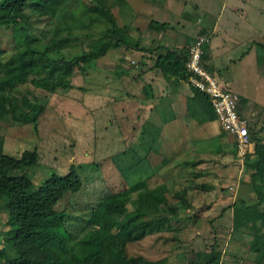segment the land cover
<instances>
[{
    "label": "rangeland",
    "instance_id": "374dc122",
    "mask_svg": "<svg viewBox=\"0 0 264 264\" xmlns=\"http://www.w3.org/2000/svg\"><path fill=\"white\" fill-rule=\"evenodd\" d=\"M88 1H67L71 43L52 54L72 57L103 38L122 39L123 44L76 67L68 88L48 91L28 80L13 90L10 95L22 103L21 96L32 89L45 108L39 115L37 130L32 123L8 117L0 120L3 151L20 156L25 149L37 150L38 162L26 168L34 187L52 172L63 174L71 164L76 167L82 187L66 193L55 206L68 212L67 223L74 234L100 201L118 189L146 181V187L166 185L167 195L180 209L159 229L127 241L128 255L160 264L162 259L166 264H195L194 260L204 258L196 253L214 249L218 264H264V225L263 230L258 229L263 236L257 250H252V220L246 219L241 210L264 197V173L257 179V192L248 172L253 170L251 163L256 156L246 155L242 163L233 148L232 136L222 132L216 119L207 120V108L191 83L154 66L159 53L173 48L183 54L196 38L209 34L199 25L209 24L207 14L217 16L223 8L218 31L211 38L219 54L216 76L221 72L222 78H239L243 67L241 92L248 98L247 104L259 106L254 129L264 143V74L248 71L254 62L252 54L244 58L245 65L227 66L230 58L249 50L250 37L264 43V13H257L260 9L264 12V0H227L225 7V0H106L117 19V30L89 11ZM235 6L247 7L248 19L239 18L237 10L232 12ZM230 13H234L233 34L242 40L236 46L234 41L220 45L225 38L221 30L230 29L223 23ZM153 18L168 25L153 27L149 24ZM29 33L39 38L32 49L43 50L48 36L34 29ZM256 46L254 43L251 53L257 50L262 63L264 46L262 50ZM208 59L209 55L204 59L206 65ZM262 68L264 71V64ZM233 85L239 88L240 83ZM243 109L241 113L253 127L251 109ZM142 189L140 186L125 192L127 210L136 221L160 213L140 204ZM177 190L185 194L189 206L176 200ZM3 203L0 199V241L7 220ZM257 206L262 209L264 203ZM112 216L117 226L127 218L116 212Z\"/></svg>",
    "mask_w": 264,
    "mask_h": 264
},
{
    "label": "trees",
    "instance_id": "16d2710c",
    "mask_svg": "<svg viewBox=\"0 0 264 264\" xmlns=\"http://www.w3.org/2000/svg\"><path fill=\"white\" fill-rule=\"evenodd\" d=\"M67 1L0 0V120L8 117L19 123H32L37 130L39 115L43 112L45 103L32 89H26L21 96L22 103L10 93L28 80L35 87L48 91L68 88L76 67H81L103 56L109 49L123 44L122 39L103 38L72 57L53 55V52H59L71 43ZM86 8L105 18L112 29L117 30V19L106 0L88 1ZM149 24L160 28L167 26L168 22L153 18ZM29 29L48 36L43 50L32 49V44L38 42L39 38L31 35ZM261 42L258 44L263 47L264 43ZM188 54L189 48L183 54L173 48L167 49L157 55L154 66L188 80ZM208 55L209 42H206L203 45L202 60ZM204 65L211 70L210 65ZM40 70L44 71L43 75L38 74ZM193 89L199 101L207 108V120H215L216 114L209 96L196 87ZM242 100L240 97V104ZM221 130L226 132L222 128ZM250 133L255 144L254 151L248 153L247 157L256 156V159L251 163L253 170L250 168L248 172L252 187L258 192L257 179L264 173V143L253 127H250ZM233 148L235 150L234 145ZM38 159L35 148L23 150L20 156L5 153L0 139V199L4 201L3 206L7 210L6 227L1 231L0 264H160L158 261L128 255L126 243L142 238L148 231L159 229L170 222L172 215L178 213L180 207L167 195L166 185L146 187V181H140L131 187L116 190L91 210V215L74 234L67 223L68 212L55 206L66 193L76 192L82 187L81 176L71 164L67 172H52L34 187L26 168L36 164ZM140 186L144 190L139 193L140 204L160 213L136 221L135 215L129 214L127 210L126 203L129 199L125 192ZM174 196L182 206H189L183 192L177 190ZM262 202L264 203V197L241 209L250 214L249 217L245 214L246 219L252 220L249 227L254 232L253 242L250 244L252 250H257L256 245L263 236L259 230L264 225V207L257 208V204ZM114 212L127 215L123 224L117 226V219L112 216ZM196 254H201L204 258L194 260L195 264L219 262L214 249ZM161 264H166L165 259H162Z\"/></svg>",
    "mask_w": 264,
    "mask_h": 264
},
{
    "label": "built area",
    "instance_id": "2783aa9c",
    "mask_svg": "<svg viewBox=\"0 0 264 264\" xmlns=\"http://www.w3.org/2000/svg\"><path fill=\"white\" fill-rule=\"evenodd\" d=\"M209 40V34H203L189 46L186 61L187 70L190 72L188 81L209 96L220 127L232 136L235 152L244 163L246 155L254 151L255 142L250 133L252 125L248 117L241 113L239 94L204 65L203 45Z\"/></svg>",
    "mask_w": 264,
    "mask_h": 264
},
{
    "label": "crops",
    "instance_id": "0c3cea01",
    "mask_svg": "<svg viewBox=\"0 0 264 264\" xmlns=\"http://www.w3.org/2000/svg\"><path fill=\"white\" fill-rule=\"evenodd\" d=\"M227 2V0H225L224 1V3H223V7H225L226 5H225V3ZM225 5V6H224ZM233 10H237V11H239V18H241V19H248V14H247V12H248V9H247V7H240V6H235L234 8H232V12H233ZM247 11V12H246ZM208 12V11H207ZM211 13V12H210ZM257 13H258V15H261V14H263L264 12H263V10L262 9H260V12H258V10H257ZM221 14V15H220ZM231 14H234V13H230V14H227V15H225V21L223 22L224 24L226 23L227 24V26L230 28V29H226V30H221V31H223V33H224V35H225V38L223 39L222 38V42H220V45H221V43H223L224 45H225V41L226 42H228L227 44H229L231 41H234L235 42V46H236V44H237V41L240 43L242 40L239 38V37H237V36H235L234 34H233V32H234V29H235V26H234V20H233V17L231 16ZM236 14V13H235ZM224 15V11H223V8H222V10L221 11H219V14L217 15V16H211V14H207V16L206 17H208L209 18V24H200L199 25V28H202V27H205V28H207V31L209 32V34H210V41H209V59H208V62H209V65L211 66V71H213L215 74H216V70H215V68H216V66L218 67V58H217V56L219 55V54H217L216 55V53H215V51H214V45H212V42H211V38H212V34L214 33V32H217L218 30H217V27L220 25V20H221V18H222V16ZM250 40H252V44L250 45V48H249V50H245L243 53H241L239 56H237L236 58H230L229 59V62L227 63V66L228 65H235V64H237V63H239L240 65H245V63H244V60L247 58V57H249V56H251V54H252V57H253V59H254V62L252 61V65H251V67L249 68V70L248 71H250V72H253L255 75H259L260 73H263L264 74V71H263V68H262V66H263V64H264V56H263V62L261 63L259 60H258V57H259V53H258V51L257 50H255L254 51V53H251V49L253 48V45H254V43H256V48L257 49H259V50H262L263 49V47H262V45L261 44H258L260 41L259 40H257V39H254V38H251L250 37ZM223 45V46H224ZM218 48H219V46H218ZM218 52V51H217ZM245 52H247V53H245ZM245 58V59H244ZM233 61V62H232ZM244 63V64H243ZM226 66V67H227ZM241 69H242V71L241 72H239V75L241 76V77H239V78H229L228 76L225 78H222L223 76V74L220 72L219 74V80L220 81H222V82H224V83H226L227 85H228V87H230L232 90H234L235 92H237L238 94H239V96L240 97H242L243 98V100H242V103L240 104V110H241V112L242 113H244V109H243V107L245 108V106L247 107V108H250L251 109V112H249L250 113V115H251V118H252V120H253V128H256L255 127V124H254V121H257L256 119H255V115H256V108H258L259 106H256L255 104H247L248 102H247V97L241 92V91H244V88H243V85H244V80H245V75L243 74V67H241ZM234 82H239L240 83V86H239V88L238 87H235L234 85H233V83ZM241 87V88H240ZM246 114V113H245ZM253 116V117H252ZM215 121V120H214ZM216 121H217V119H216ZM218 122V121H217ZM262 132L263 131H261L260 133L262 134ZM260 134V135H261ZM230 135V134H229ZM258 135V134H257ZM231 136V135H230ZM263 136V135H262ZM194 254H195V252H193Z\"/></svg>",
    "mask_w": 264,
    "mask_h": 264
}]
</instances>
